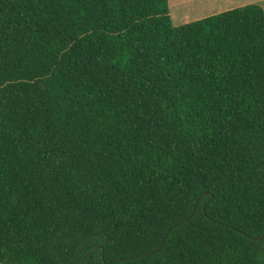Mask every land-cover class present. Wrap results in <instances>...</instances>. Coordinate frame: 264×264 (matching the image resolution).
<instances>
[{"label": "trees", "instance_id": "1", "mask_svg": "<svg viewBox=\"0 0 264 264\" xmlns=\"http://www.w3.org/2000/svg\"><path fill=\"white\" fill-rule=\"evenodd\" d=\"M0 264H264V9L0 0Z\"/></svg>", "mask_w": 264, "mask_h": 264}, {"label": "rangeland", "instance_id": "2", "mask_svg": "<svg viewBox=\"0 0 264 264\" xmlns=\"http://www.w3.org/2000/svg\"><path fill=\"white\" fill-rule=\"evenodd\" d=\"M170 15L175 27L248 5L264 9V0H169Z\"/></svg>", "mask_w": 264, "mask_h": 264}]
</instances>
